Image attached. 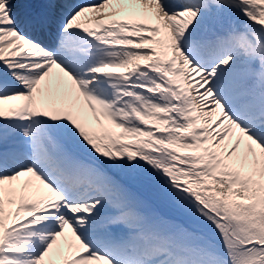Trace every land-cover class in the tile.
Here are the masks:
<instances>
[{
    "label": "snow or ice",
    "instance_id": "obj_1",
    "mask_svg": "<svg viewBox=\"0 0 264 264\" xmlns=\"http://www.w3.org/2000/svg\"><path fill=\"white\" fill-rule=\"evenodd\" d=\"M0 264H264V0H0Z\"/></svg>",
    "mask_w": 264,
    "mask_h": 264
}]
</instances>
